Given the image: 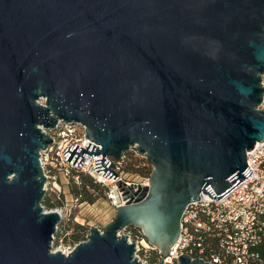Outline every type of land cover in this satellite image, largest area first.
Masks as SVG:
<instances>
[{
  "label": "water",
  "instance_id": "1",
  "mask_svg": "<svg viewBox=\"0 0 264 264\" xmlns=\"http://www.w3.org/2000/svg\"><path fill=\"white\" fill-rule=\"evenodd\" d=\"M264 0H0V264H142L121 235L139 229L163 260L186 206L251 175L264 141ZM60 122L85 127L103 157L134 148L149 187L65 254L42 206L40 152ZM172 264H207L181 255ZM161 264V263H159Z\"/></svg>",
  "mask_w": 264,
  "mask_h": 264
},
{
  "label": "built area",
  "instance_id": "2",
  "mask_svg": "<svg viewBox=\"0 0 264 264\" xmlns=\"http://www.w3.org/2000/svg\"><path fill=\"white\" fill-rule=\"evenodd\" d=\"M261 85L264 89V74L261 76ZM259 108L264 110V91ZM85 131L81 124L64 122L58 123L53 131H45L52 139L51 144L40 152L39 158L46 180L45 198H49L52 203L61 200L65 193L64 187L72 182L80 184L79 175L86 174L105 187L106 200L115 212L117 207L134 201L143 189L149 187V177H134L124 173L121 170L124 155L120 162L103 157L112 164L113 168L109 170L117 176L115 180L105 179L103 172L97 174L93 170L95 160L102 159V155L90 157L84 153L80 167L66 162L69 153L63 154L69 146V152L75 146L85 150L87 144L99 148L85 138ZM130 151L137 154L134 148ZM246 164L251 175L220 200L213 202L207 195L200 193L199 201L186 206L180 220L179 235L163 260L143 236L132 239L126 230L123 231L121 235L127 236L128 241L135 245V258L142 264H172L171 260H177L181 255L207 264H264L259 252L260 246L264 244V141L247 152ZM80 204L78 198H70L63 206L50 210L62 217L58 230L64 226L63 223L75 219L71 210ZM153 255H156L154 261L151 260Z\"/></svg>",
  "mask_w": 264,
  "mask_h": 264
},
{
  "label": "trees",
  "instance_id": "3",
  "mask_svg": "<svg viewBox=\"0 0 264 264\" xmlns=\"http://www.w3.org/2000/svg\"><path fill=\"white\" fill-rule=\"evenodd\" d=\"M121 170L130 175H138L141 177H149L151 173V167L148 165L146 159L140 155L135 154L132 151H128L124 154V160L122 161ZM80 184L70 183L67 187L71 198H78L81 204H93L99 199H106V189L103 185L97 183L92 177L81 174L79 175ZM61 204V200L51 202L49 198H45L43 205L47 208H54L56 205ZM69 226L67 227V229ZM65 231V230H64ZM66 232V231H65ZM88 228L82 225L75 224L74 231L70 235L69 240L72 244H78L85 241ZM126 232L130 234L132 239L141 238L142 234L139 229L129 227ZM260 254L264 259V244L260 246ZM156 255H153L151 260H155Z\"/></svg>",
  "mask_w": 264,
  "mask_h": 264
},
{
  "label": "rangeland",
  "instance_id": "4",
  "mask_svg": "<svg viewBox=\"0 0 264 264\" xmlns=\"http://www.w3.org/2000/svg\"><path fill=\"white\" fill-rule=\"evenodd\" d=\"M128 175L131 176L130 174ZM132 176L135 177L138 175H132ZM63 190L65 193L63 195V198L61 199V204L56 205L54 208L51 209L47 208L42 204L45 210L47 211L53 210L56 207L63 206L62 204L65 201L68 202L70 201L71 196L68 187L65 186ZM71 213L73 214V217L75 219H73L70 222L63 223L64 226L61 228V230H58V232L54 235V240L52 242L53 251L65 252L73 249V247L76 244L74 245L70 243L69 237L74 231L75 224L87 227L89 232V229L92 227H99L101 229L114 217V211L106 199H99L93 204L75 205L72 208ZM68 226L69 228L67 229Z\"/></svg>",
  "mask_w": 264,
  "mask_h": 264
},
{
  "label": "bare ground",
  "instance_id": "5",
  "mask_svg": "<svg viewBox=\"0 0 264 264\" xmlns=\"http://www.w3.org/2000/svg\"><path fill=\"white\" fill-rule=\"evenodd\" d=\"M66 252V253H65ZM65 252H63V253H65V254H67L68 253V251H65Z\"/></svg>",
  "mask_w": 264,
  "mask_h": 264
}]
</instances>
